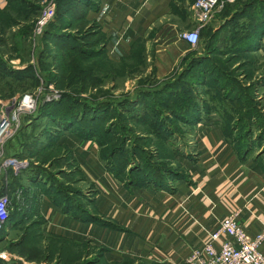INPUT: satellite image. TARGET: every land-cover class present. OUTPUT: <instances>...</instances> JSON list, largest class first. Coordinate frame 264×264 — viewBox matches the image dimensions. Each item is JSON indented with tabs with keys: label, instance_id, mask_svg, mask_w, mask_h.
<instances>
[{
	"label": "crops",
	"instance_id": "0c3cea01",
	"mask_svg": "<svg viewBox=\"0 0 264 264\" xmlns=\"http://www.w3.org/2000/svg\"><path fill=\"white\" fill-rule=\"evenodd\" d=\"M77 1L79 13H85L79 22L92 19L98 26L93 38V45L97 47L93 52L105 48L103 57L109 62H141L142 72L137 74L153 76L158 81L181 76L204 77V84H207L218 77L215 83L221 86L222 98L227 96L223 100L239 103L244 111L251 110L244 99L249 98L246 88L253 85L258 98L260 91H264V75L254 77L252 82L243 79L237 101H231L229 79L222 84L224 77H229L227 71L205 70L206 60L214 62L219 56L206 45L212 42L214 34L228 28L235 12L245 10V2H239L241 0L232 10L228 11L226 7L203 23L193 7L196 0ZM20 2L24 3V0ZM238 3L241 5L237 6ZM18 5L21 6L19 1L0 0V17L14 12ZM200 25L201 30H205L203 43L192 47L180 34ZM252 44L257 49L239 55L243 57L242 61L245 58L264 61V34ZM95 57L103 58L99 53ZM224 88L228 91L224 92ZM204 102L206 107L209 101ZM242 114V120L246 119L245 112ZM216 115L215 110L207 112L201 108L198 118L183 121L194 132L184 149L178 147L176 138L172 142L163 139L172 164L178 166H163L161 181L148 179L141 184L118 177L109 164L101 161L100 148L94 137L70 138L73 134L66 129L62 137L67 139V147L72 146L80 182L88 184L92 194L91 202L85 208L92 219L65 210L52 195L45 193L38 210L41 214L29 217L27 224L18 216L10 233L21 232L34 219V223L43 225L50 236L63 240L61 248L81 252V247L89 246L82 251H103L104 260L110 264L127 260L137 264L143 261L186 264L192 251L202 247L210 233L231 214H237L240 224L255 236L264 229V143L259 144L262 141L257 133L245 149L238 147L224 132L223 116L221 121ZM227 118L233 121V118ZM245 136L239 140L244 141ZM188 147H191L190 151ZM35 234L41 235V231L35 230ZM23 235L26 234L21 232L17 238L19 242ZM261 250L264 252V243Z\"/></svg>",
	"mask_w": 264,
	"mask_h": 264
},
{
	"label": "rangeland",
	"instance_id": "374dc122",
	"mask_svg": "<svg viewBox=\"0 0 264 264\" xmlns=\"http://www.w3.org/2000/svg\"><path fill=\"white\" fill-rule=\"evenodd\" d=\"M25 1L24 3L20 2L21 6L17 9L15 6L14 12L0 17V55L6 58V63L10 66L9 70H23L26 74V71L32 68L30 79L19 78L15 81L11 79L13 80L11 82L14 83V92L9 88L1 90L0 87V114L9 110L8 114L12 116L13 111L11 110L15 106L18 107L25 94L35 95L36 100L34 110L20 112L16 116L17 130L3 142L0 149V197L8 198L10 217L18 213L19 216L23 214L26 217L34 214L38 216L41 214L38 210L45 193L55 195L56 199L61 201L65 198V193H59L60 190L63 192L68 191L69 194H67L71 198H76L81 202L80 207L82 208H86L91 202L92 194L89 193L88 184L80 182V175L77 173L78 169H76L73 152H71L72 146L67 147V139L62 137L68 129V125L62 123L59 119L41 117L43 116V109L50 112L51 110L55 112L73 110L72 112L88 113L89 117L95 114L102 117L106 113L104 111L105 106L107 107L110 104L112 107L110 106L111 110L108 112L109 118L106 121H101L99 135L94 137L98 145H100V142H108L103 148H101L102 144L99 146L101 148L99 151L101 161L105 163H122L124 167L127 165L128 170H132L134 175H143L150 172L149 174L153 176V179L160 177L161 167L178 166L177 163L176 165L172 164L173 160L169 157L167 143L162 138L159 139L155 136L152 133L153 130L147 124L133 123L128 115H125L129 112L122 113L123 110L119 105L125 100H137L141 90L159 88L172 78L158 81L153 76H140L137 74L142 72L141 64L132 66V62H127L131 65L128 69L125 61L112 64L111 62L100 61V59L92 57L91 54L87 58L86 55H80L83 53V47L90 50L88 52L84 50L87 53L92 52L93 48L97 47L93 45V38L94 34L98 32V26L92 19L79 22V18L82 15L85 16V13H79L77 0H74L73 4L66 8L65 15L59 12L57 0H50L46 4H43L41 0L40 2L35 0L40 5L36 10L29 9L28 5V3L32 5L34 0ZM71 1L67 0V2ZM219 1L220 6L214 11L215 16L216 14L219 15L228 6V8L236 7L235 4L238 0ZM247 1L249 0L239 2ZM51 5L55 7L53 19L46 26L39 27L38 19L44 14L45 9ZM240 5L241 3L237 4V6ZM256 10L259 11V9ZM248 12L249 17L243 20L240 19L236 23L237 25L231 24L228 29L224 30L223 34L226 36H220L219 48H224L226 51L235 43H240L235 39L237 33L244 34L246 29L251 27L252 18L259 15L255 11L253 12L252 9ZM230 14L228 13V15ZM203 32L204 29L200 33V44L203 43ZM226 52H229V54H225L226 57L224 55L216 56L214 62L218 72L220 70L227 71L229 77L225 76L222 84H225L229 79L232 84L227 85L228 90L231 86L234 88L228 96L235 97L236 94H240V80L245 79V82H252L254 77L264 75V61H260V58L258 60L245 58L243 62V57L233 56L230 51ZM50 63L56 65L52 68ZM63 75L65 76L63 77ZM58 77L60 78L58 79ZM262 79L264 80V77ZM191 80L199 81L200 77H194ZM8 84L11 83L5 80V86H8ZM188 84L187 82L182 85V92L186 95V98L182 99V103H188L193 94L198 96L196 100L198 104L200 102L203 104L205 100L209 101L208 106L215 108L218 119L222 121L221 116L225 119V123H222L224 132L232 142H236L238 147L245 149L247 146L244 134H250L251 138L258 133L260 134L259 141H262L259 144L264 143L263 90L260 91V97L258 98V95L254 93L253 85L246 88L249 97L247 101L246 97L244 98L246 107L251 108L254 116L252 119L248 116L242 120L240 115L248 111H244L242 107H239L240 105H236L237 103L219 99V96L222 95L214 88L217 86L213 80L209 82L210 85H197L189 89L192 90L191 95H187L188 91H184L188 90ZM225 90L228 91L227 88H224L223 91L226 92ZM66 96H71L74 99L71 105L68 103V99L64 98ZM175 101H181V99ZM24 103L26 101L23 102L20 108H27ZM189 103L191 105L194 102ZM201 103L200 108L204 107ZM90 105L95 106L94 110L88 107ZM253 105L254 107H251ZM141 108L143 107L134 110L141 111ZM162 109L166 111L163 117V121H166V123L163 126L158 125L161 130L160 133L166 136L177 135L176 137L172 136V139L175 140L176 138L178 147L184 149V144L186 142L188 144L187 140L194 132L192 133L190 125L184 123L183 120L169 118L170 112L166 107H162ZM227 113H230V119L233 118V121H229ZM112 117L114 119L110 120ZM89 127H94V125L87 120L84 128ZM105 128L112 130H108V133H106ZM242 136H245L244 141L239 140ZM186 137L187 139H184ZM70 138H74V136ZM126 139L124 151L115 154L112 157L114 160H106L111 155L112 148H120ZM187 149L190 151L191 147ZM24 157H27V159ZM58 157L61 158L56 159ZM128 162L129 164H127ZM20 164H23V166ZM38 169L43 170L42 175H38L37 178L31 177L34 171ZM127 174H130V172ZM36 179L40 181L39 184ZM27 222L28 219L26 218L24 223L27 224ZM34 222L33 219L21 232L26 234L27 232L39 230L43 232L44 236L37 243L33 242L29 246L26 245L27 239L22 243L24 235L21 236L20 242L17 240L21 235L20 231L10 233L11 226L14 223L12 218L4 224L3 240H5L0 243V258L2 260L14 262L15 264H86V262L101 257V251L99 250L90 249V251L87 249L82 251L89 246L81 247V252L61 251V239L55 237V240H50L52 237L46 232V228L41 224L36 225ZM15 241L17 242L15 243ZM50 244L54 245L51 246ZM94 251L95 254L93 255ZM97 264L110 263L101 260V263L98 262ZM117 264L137 263L132 261ZM138 264L151 263L143 261L138 262Z\"/></svg>",
	"mask_w": 264,
	"mask_h": 264
},
{
	"label": "trees",
	"instance_id": "16d2710c",
	"mask_svg": "<svg viewBox=\"0 0 264 264\" xmlns=\"http://www.w3.org/2000/svg\"><path fill=\"white\" fill-rule=\"evenodd\" d=\"M11 1L12 2L13 1H19V3H20V1H23V0H11ZM73 1L74 0H72L71 2H67V0L66 1L65 0H57V3L59 5L58 6L59 12L60 13L62 12V15H65L66 14L65 13L66 8H68L70 6V4L72 5ZM24 2H26V1L24 0ZM39 2H40V0H39ZM28 5H29V9L33 8V10H36V8L40 7V5L35 2V0L32 1V5L29 3H28ZM17 7H20V5H18ZM63 7H64V10H63ZM232 9H233V6H232V8H228V11H230ZM243 9H245L243 12H235L234 13L232 20L227 24L228 27H230L231 24H236L242 18L249 17L250 14L248 11L250 9H252L253 12L255 11V13H257L259 15L252 18L253 22L251 24V27L246 29L244 34H242L241 32L237 33V37L235 39L237 41H240V43H235L233 46H231V48L226 49V51L232 52L233 55H235V56L241 55L243 52H246V51H253L254 49L256 50L257 46L253 45L252 42L254 40L259 39L264 34V2L260 1V0H256V1L255 0H249L245 3H243ZM256 9H259V11H257ZM5 14H7V13H5ZM225 29H228V28H224L222 32H217L216 34H214L212 42H210L206 45L208 47V49L213 54H217L219 56L224 55V54H229V52H226L224 50V48H219L218 47L219 44L216 43L217 41H220L221 35H225V34H223ZM208 35H211V34L209 33ZM206 36H207V34H206ZM76 39H78V38H76ZM243 40H245V42H243ZM205 44H206V42H205ZM84 50H87V52L90 50L88 48H84V47L82 48L83 53H81L80 55H86L85 56L86 58L89 57L90 54L92 55V57H95L98 53L100 56L103 57L105 48L97 50L98 52H96V53H94L93 51L87 53ZM100 61H107V60L103 57L100 59ZM107 62H109V61H107ZM120 62H123V61H120ZM127 62L128 61H125V63H127ZM130 62H132V61H130ZM132 63H133L132 66L133 65L135 66L137 64H140L141 62H132ZM100 64H102V63H100ZM50 65H51V63H50ZM55 65L56 64L51 65L52 68ZM206 65L207 66H206L205 70L214 69L215 71H217V69L215 67V62L211 61L210 59L206 60ZM129 67H131V65L127 63V68L129 69ZM9 68L10 67L7 66V63H6V60L4 59V57L0 55V87H1V90H4L5 88H9L10 90H12L14 92V90H15L14 85H13L14 83L11 81H13V80L15 81L19 78L30 79L31 74H32V70H31L32 68H30V70L26 71V74L23 70L10 71ZM74 73H76V71H74ZM64 76L65 75H63V77ZM59 78L60 77H58V79ZM191 78H194V77H187L186 78L185 76H181V77L176 78L175 80L171 79L169 81H166L163 84V86L159 89L148 88V89L141 90L140 96H139V98H137L136 101L133 102L130 100H125L123 103L119 104L121 107V110H123L122 113H124L125 111L129 112L130 115L129 114H125V115H128V118L131 119L133 121V123L147 124L148 127H150L151 130H153L152 133L155 136L162 138V139H165V140L170 139V141L172 142V140H173L172 136H174V135L166 136L165 134L160 133L161 130L158 128L159 124L163 126L166 123V121L165 122L163 121L164 113L166 111L163 110L162 107H166L168 109V111L170 112L169 118H174V119L176 118L178 120H183L185 122L189 119H193V117L198 118L199 113L201 112V108H200L201 102L199 104H198V102L196 103L198 96H196V94H193L191 96V99L188 100V103L187 102L182 103V99L186 98V95L182 92V85L187 83V82L189 83L188 84L189 87H187L188 90H184V91H188L187 95H191L192 90L190 91L189 89H191L192 87H195L197 85H205V86L210 85L209 84L210 81L207 84H204V82H205L204 77H200L199 81L195 80L197 82H195L194 80H191ZM11 79H13V80H11ZM217 79H219V78H213L212 80L215 83V81ZM5 80H7V82H9L11 84H8V86H5ZM190 81H192V82H190ZM229 83H230V81L228 82V84ZM231 84H232V82L229 85H231ZM215 85L217 87H214V88L221 94V86H219L216 83H215ZM233 88L234 87H232V86L230 87L231 90H233ZM174 89H176V90H174ZM239 95L240 94H236L235 97H232V96H229V97H230L231 101H237V96H239ZM64 98L68 99V101H69L68 103L70 105L74 102V99L71 96H66ZM170 98H171V100H170ZM220 98L223 99L222 96H219V99ZM178 99H181V101H175ZM191 101L194 103L190 105L189 102H191ZM201 105H202V103H201ZM236 105H239V103H237ZM110 106H111L110 104L107 107L105 106L104 111H106V113L103 114L104 116H102V117L98 116L96 114L89 117L88 113H82V112L80 113L78 111L72 112L73 110L68 111V112H65V111L55 112V111L51 110V112H50L49 110L46 111L45 109L42 110L43 116H41V117H44V116L50 117L54 120L59 119V121L68 125L67 130L71 133V135L73 134L72 136H76L78 138H83V139H86V138L91 139L92 137H97L99 135L98 132H100L101 121L102 122L106 121L109 118L108 112H110V110H111L110 108L112 107V106L111 107ZM88 107L93 108V110L95 108V106H91V105ZM139 107H143V108H141V111L140 110H136V111L134 110V109H139ZM202 108H204V110H206L207 112H212L215 110V108H213L212 106H208V104H206V107H205V102H204V107H202ZM142 109H144V110H142ZM227 116L230 117L231 116L230 113H227ZM242 116H243V114H242ZM245 116L252 117L253 111L249 109L248 112L245 113ZM112 119H114V117H112L110 120H112ZM87 120L92 122L94 127H89L87 129L84 128V125H86ZM88 124H91V123H88ZM60 125L63 126L62 124H60ZM249 127H250V125H249ZM108 130L111 131L112 129H108V128L104 129V131H106V133H108ZM247 135L248 136L246 137L245 144H247L251 140L250 134H247ZM126 141H127V139L124 140V144L121 145L120 148L113 147L112 151H111V155L106 160H109V159H110V161L114 160V159H112V157L115 156V154H117L120 151H124ZM49 143H52V142H49ZM106 143H108V142H106ZM106 143L100 142V145L101 144L103 145V146L101 145V148L105 147ZM101 148H100V150H101ZM24 158H27V157H24ZM59 158H61V157H58L56 159H59ZM107 164H109L110 167H112V170H114V172L116 173V175L118 177H120L122 179H125V177L130 178L129 182L132 184H136V183L141 184V183L147 181L148 179H153V176L149 174L150 172H147L148 174H143V175H141V174L140 175L139 174L134 175L133 171L130 170L129 171L130 174H127L126 173L127 165L124 167V165L122 163H117V162H113V163L110 162ZM127 164H129V162ZM42 171H43L42 169L35 170L31 177L37 178L38 175H42V173H41ZM163 172L164 171L162 170L159 173L160 177L155 178V179H157L158 181H161V178L163 177ZM37 181H35V182H37ZM59 193H65L64 194L65 198L61 201H58L56 199L55 195H53L54 201L56 203H58V205H63L65 210H73V212L75 214L80 215L81 217H84L86 219H92L90 214L88 212H86L85 208L80 207L81 202L79 200H77L76 198H71L68 195L69 194L68 191L63 192L60 190ZM25 213L27 214V212H25ZM81 214H83V215H81ZM18 216H19V213L16 215H12L11 217L9 214V218L7 221H9V219L11 220V218L13 221H15V219ZM21 217H22L23 221L26 222V218L29 219V217H31V216L28 215V217H26V215L23 214ZM4 232H5V225H4V227L1 231V234H0V243L5 240V239L3 240ZM42 233L43 232H41V235H39V234L36 235L35 232H33V231L27 232L26 235H24L22 238V243L26 239H27L26 245H28V246L30 244H33V242L37 243L38 240L42 239V237H43ZM50 237H52L50 240H55V237H53V236H50ZM56 239H57V237H56ZM59 239H61V238H59ZM61 242H63L62 239H61ZM53 245L54 244H52V246ZM60 250L65 252L66 248H61ZM103 256H104V253L102 251L101 257L95 258V260H93L91 262H86V264H97L98 262L101 263V260L105 262ZM124 262L128 263V262H132V261H123V263ZM70 263H74V262H70ZM0 264H6V262L0 258ZM83 264H85V263H83Z\"/></svg>",
	"mask_w": 264,
	"mask_h": 264
},
{
	"label": "built area",
	"instance_id": "2783aa9c",
	"mask_svg": "<svg viewBox=\"0 0 264 264\" xmlns=\"http://www.w3.org/2000/svg\"><path fill=\"white\" fill-rule=\"evenodd\" d=\"M49 1L41 0L43 4ZM218 6H220L219 0H196L193 5L202 23L212 17ZM54 14V5L48 6L44 14L38 19L39 27L46 26L53 19ZM201 28L202 25L191 30H186L180 36L190 46L196 47L201 39ZM27 97V108H20ZM35 107V95L25 94L18 107L16 108L15 106L11 110L13 111L12 116L8 114L9 110L6 113L0 114V149L3 142L17 130L18 124L15 122L16 116L20 112H30ZM20 165L23 166V164ZM9 203L8 198L0 197V234L9 218ZM263 243L264 229L253 236L240 224L237 214H231L223 219L217 230L210 233L209 239L202 247L192 251L186 260V264H264V252L261 250Z\"/></svg>",
	"mask_w": 264,
	"mask_h": 264
},
{
	"label": "bare ground",
	"instance_id": "6f19581e",
	"mask_svg": "<svg viewBox=\"0 0 264 264\" xmlns=\"http://www.w3.org/2000/svg\"><path fill=\"white\" fill-rule=\"evenodd\" d=\"M27 99H28V97H27V98H26V100H25V101H26V103H24V104H25V106H27V104H28V103H27Z\"/></svg>",
	"mask_w": 264,
	"mask_h": 264
}]
</instances>
